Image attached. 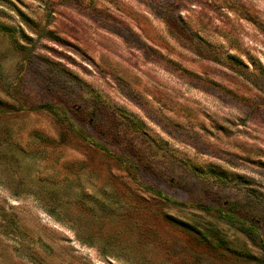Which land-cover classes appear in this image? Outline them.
Wrapping results in <instances>:
<instances>
[{
    "label": "rangeland",
    "instance_id": "1",
    "mask_svg": "<svg viewBox=\"0 0 264 264\" xmlns=\"http://www.w3.org/2000/svg\"><path fill=\"white\" fill-rule=\"evenodd\" d=\"M0 264H264V0H0Z\"/></svg>",
    "mask_w": 264,
    "mask_h": 264
}]
</instances>
